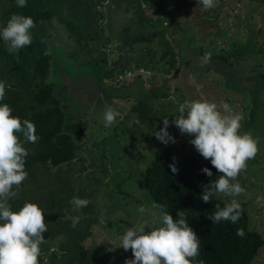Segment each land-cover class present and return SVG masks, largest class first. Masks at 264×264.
<instances>
[{"label": "rangeland", "instance_id": "1", "mask_svg": "<svg viewBox=\"0 0 264 264\" xmlns=\"http://www.w3.org/2000/svg\"><path fill=\"white\" fill-rule=\"evenodd\" d=\"M111 2L125 6L122 0ZM164 2L168 5L166 19L154 27L172 46L183 43L186 37L189 43L175 66L170 65L169 56L162 59L164 47L158 40L136 43L131 52L119 53L128 40V30L143 33L139 23L136 31H131L133 9L125 12L117 5L109 9L108 3L99 8L97 23L92 14L87 16L88 27L83 18L73 19L75 34L57 18L47 24L48 50L53 60L49 81L56 84L62 101L71 102V115L82 123L79 131L82 127L83 142L70 164L49 166L48 170L47 165L35 164L25 169L28 177L18 192L31 199L26 203L39 207L57 205L62 200L67 208L73 197L88 199L86 208L75 210L80 217L75 226L93 222L92 236L85 245L96 258L95 264H125L134 259L131 250L120 247L119 237L129 227H146L145 221H150L147 212L141 214L138 207L155 202L144 177L155 151L171 144L165 145L155 136L163 128L164 119L169 120L168 132L176 142L195 138L182 135L172 123L181 115L179 105L185 101L228 103L243 116L240 134L250 132L259 138L256 157L234 181L245 192L234 198L249 214L250 228L264 237V207L256 203L264 196V0H216L212 9L188 0ZM179 28L180 33L176 32ZM100 40L104 45L101 52L97 48ZM93 47L95 51L88 53ZM149 48L156 51L155 59L151 54L145 56ZM139 50L144 54L141 62H146L148 69L137 63ZM207 53L211 54L210 61L203 63L201 58ZM226 57L233 65L224 64ZM159 90L167 97L151 100V122L140 123L130 113L137 98ZM108 107L120 114L111 127L104 121ZM217 197L228 203L233 199L224 194ZM73 217L67 214L72 222ZM65 242L61 235L49 241L51 253ZM254 264H264V247Z\"/></svg>", "mask_w": 264, "mask_h": 264}, {"label": "trees", "instance_id": "2", "mask_svg": "<svg viewBox=\"0 0 264 264\" xmlns=\"http://www.w3.org/2000/svg\"><path fill=\"white\" fill-rule=\"evenodd\" d=\"M122 1L125 4L124 8L116 2L112 4L111 0H27L26 7L20 8L16 0H0V30L14 14L31 17L36 25L31 30L32 44L18 53H10L8 45L0 38V81L6 83V95L0 104H8L13 110V116L19 117L22 121L27 119L33 122L37 129L36 134L40 137L35 144H25L30 153L26 158L25 169L35 164L47 165V170L49 166L61 168L70 164L77 158L80 143L83 142L82 127L79 131L82 123L76 122L71 115V102L62 101L57 96L56 84L49 81L53 60L48 50L47 24L54 18L65 24L69 32L75 34L77 29L74 27L73 19L83 18L88 27L90 23L87 16L92 14L95 17L94 22L97 23L96 18L100 16L99 8L109 3V9L115 5L125 12L133 9L131 31H136L138 23L143 31L141 34L139 32L133 34L128 30L126 33L128 40L121 42L120 54L131 52L136 43H153L158 40L159 45L164 47L162 59L169 56L170 65L175 66L179 61L180 52L184 48L188 49L185 31L183 33L186 40L183 39V43L172 46L170 41L161 35L160 30L154 27L166 19L168 5L164 0ZM188 2L195 4L197 0ZM169 12L173 14V11ZM172 26L174 24L171 23L170 27ZM96 30L100 29L91 28V31ZM176 32L180 33V28L176 29ZM97 45L99 51H103V41ZM94 48L87 52L93 53ZM149 50V54L146 52L145 56L151 54L152 59H155L156 51L153 48ZM202 50L205 52V49ZM237 52L238 50L234 54ZM142 55L143 52L139 50L138 64L143 63ZM223 60L225 65H233L228 57ZM142 67L148 69L149 65L145 62ZM167 95L162 90L156 93L145 92L144 97L137 98V103L130 113L134 114L140 123H149L154 114L150 101ZM189 141L171 143L155 151L154 160L145 172L146 189L153 200L164 206L174 219H178L179 211H185L189 226L200 239L199 255L195 264H200L201 261L203 264H254L264 247L263 235L250 228L249 214L244 208L242 217L236 224L229 221L213 224L209 219L215 212L216 204L224 207L228 202L216 195L212 197L210 203H205L201 199L203 186L214 182L222 173L212 166L210 160L203 158ZM172 164L178 169L175 173L169 167ZM204 168L210 169L213 175L209 177L203 173ZM27 201L31 202V199L24 193H19L18 197L9 203L13 211H18ZM61 202L62 200H59L57 205L51 206L50 203L48 206L42 204L40 207L48 224V231L44 233L46 242L41 245L40 264H95L96 258L85 245L92 236L93 222L73 226V222L67 219V214L77 216L78 213L71 205L66 208ZM241 228L244 230L243 237L237 235V230ZM60 235L66 242L51 253L49 241Z\"/></svg>", "mask_w": 264, "mask_h": 264}, {"label": "clouds", "instance_id": "3", "mask_svg": "<svg viewBox=\"0 0 264 264\" xmlns=\"http://www.w3.org/2000/svg\"><path fill=\"white\" fill-rule=\"evenodd\" d=\"M197 3L203 9L216 6V0H197ZM16 4L20 8L26 7L27 0H16ZM35 26L31 17L14 14L0 30V38L8 45L10 53H18L32 44L31 30ZM210 58L211 54L207 53L201 59L203 63H208ZM5 95L6 83L0 81V101ZM12 112L8 104H0V264H40L41 245L46 242L44 233L48 231L44 211L35 203H25L18 211H13L9 203L18 197L19 187L28 177L25 164L30 153L25 144H35L40 137L33 122L22 121ZM179 112L181 115L172 123L182 135L194 136L189 143L222 173L214 182L203 186L201 199L210 203L217 194L233 197L224 207L216 204L215 212L209 219L213 224L222 221L238 223L243 209L234 197L244 193L245 189L234 181L246 170L247 162L256 157L259 138H254L250 132L240 134L243 116L235 113L228 103L185 101L179 105ZM119 115L111 107L106 108L105 126L111 127ZM163 125L156 131V138L165 145L176 143L168 132L169 120L164 119ZM169 167L174 173L178 171L175 164ZM202 172L209 177L213 175L208 168L202 169ZM69 203L74 210H79L86 208L90 201L73 197ZM256 203L264 207V196L258 197ZM138 211L141 214L147 212L150 221H145L146 227H129L119 237L120 247L125 251L131 250L134 256L125 264H195L200 239L189 226L185 211H179L178 219H174L164 206L155 202L150 206H139ZM79 221L80 217L74 216L73 226ZM237 235L243 237L244 230L238 229Z\"/></svg>", "mask_w": 264, "mask_h": 264}]
</instances>
